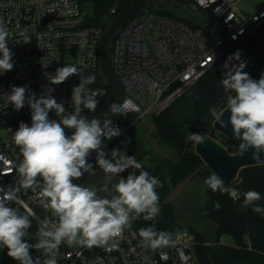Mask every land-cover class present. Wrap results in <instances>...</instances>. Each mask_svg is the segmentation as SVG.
<instances>
[{"label":"built area","instance_id":"obj_1","mask_svg":"<svg viewBox=\"0 0 264 264\" xmlns=\"http://www.w3.org/2000/svg\"><path fill=\"white\" fill-rule=\"evenodd\" d=\"M91 1L96 0H0V21L10 32L8 47L14 53L13 70L0 74V196L18 181L15 165L22 157L12 135L21 122L29 126L32 122L27 103L17 111L7 102L13 86L26 87V99L32 94L39 98L51 88L52 97L57 103L63 102L71 113L72 90L80 84V77L72 75L60 84H51L49 79L60 67L76 66L82 76H96L94 83L86 85V91L94 94L98 102L96 110L113 93L98 84L102 73L99 48L105 31L90 23L84 12V4ZM190 1L220 22L224 34L213 45H209L202 30L195 31L181 20L145 8L115 34L112 65L124 86L119 115H128L126 121L131 123L124 126L115 114L113 118H99L102 127L104 119H108L110 126L120 131L119 136L103 140L102 150L106 153L117 149L115 144L128 127L143 121L146 115L160 113L187 92L220 59L223 45H234L255 34L264 23V4L250 13L239 7L241 0ZM25 37L29 42H25ZM88 113L93 112L84 109L81 114ZM49 118L58 119L54 111L49 112ZM65 132L71 135L70 130ZM96 156L92 152L88 162L94 164ZM18 197L22 203L10 206L22 214H31L36 243L40 223L55 218L31 190H22ZM171 236L175 242L172 246L156 250L142 247L139 234L132 228L101 247L89 249L64 243L59 248L58 264H199L196 236L191 229L181 227ZM220 243L226 242L221 239Z\"/></svg>","mask_w":264,"mask_h":264},{"label":"clouds","instance_id":"obj_2","mask_svg":"<svg viewBox=\"0 0 264 264\" xmlns=\"http://www.w3.org/2000/svg\"><path fill=\"white\" fill-rule=\"evenodd\" d=\"M9 36L6 25L0 21V74L14 68V53L8 47ZM24 39L29 42L27 37ZM233 59L240 60L239 51L229 56L222 66L226 72L220 84L225 92L230 93L226 107L220 111L212 108L210 112L221 128L231 126L233 138L240 141L239 156L243 157L251 150L252 159L264 163L261 159L264 154V74L254 80L243 71L245 62L231 64ZM72 75L80 77V84L72 90L74 111L71 113L66 111L63 102L57 103L52 97L51 88L39 98L32 94L26 99V87L13 86L6 96L7 102L17 111L27 103L32 121L31 126L21 122L12 135L22 157L15 165L18 181L0 196V247L7 248V255L19 264H58L62 244H78L89 249L105 246L111 239L122 237L125 229L131 228L132 222L141 215L144 220H153L160 213L156 188L163 185L158 178L143 170L135 156H128L115 148L110 154L102 150L103 140L119 136V129L112 128L108 119H104L102 127L101 120L89 121L81 115L84 109L94 112L97 108L94 94L86 91V85L94 83L96 76L84 77L76 66H64L58 68L49 80L51 84H60ZM110 107L113 114H122L120 104L113 103ZM226 110L230 111L227 122L223 119ZM50 111H54L58 119H50ZM65 129L70 130L71 135H66ZM187 139L202 145L206 137L189 133ZM92 152L97 153L96 165L105 176L119 177L125 170H133L113 185L111 191L115 194L111 199L98 196L94 187L74 183L85 173L96 174L94 165L88 162ZM203 183L213 192L228 194L234 201L243 195L242 207L251 206L254 212L264 213V207L256 203L261 200V195L255 190L241 193L226 186L215 173ZM22 190H31L55 218L40 223L35 244L23 239L32 227L31 214H22L18 208L10 206L22 203L18 197ZM138 234L141 246L152 250L175 243L170 233L158 232L154 227L141 228ZM31 248L42 250L44 259H33Z\"/></svg>","mask_w":264,"mask_h":264},{"label":"trees","instance_id":"obj_3","mask_svg":"<svg viewBox=\"0 0 264 264\" xmlns=\"http://www.w3.org/2000/svg\"><path fill=\"white\" fill-rule=\"evenodd\" d=\"M172 1L179 2V0ZM183 1L194 6L190 0ZM131 3L132 0H96L94 1V16L89 21L92 24L101 26L106 31L112 19L118 13L127 9ZM112 9H115V12H112ZM196 10L201 13L198 8ZM151 11L181 20L193 29L190 23H187L186 20L176 14L168 12L167 8L160 4L155 5ZM206 15L218 24L220 23L209 11ZM206 34H209L208 37L206 36L209 45H213L220 38V35L218 36L215 33L206 32ZM114 39L115 36L110 44L111 52ZM222 51L223 54L216 63H219L218 67L214 68L212 65L183 94H187L186 98L178 99L170 109H168L170 105L166 108L168 110L165 113L153 117V123L156 125L155 132L159 137L157 138L160 143L159 147H154L155 150L146 149L144 153L138 155L134 146L121 143V137L115 147L128 156H135L136 160L143 165V170L158 178L163 185L156 188L159 195V215L153 220H144L143 215L134 220L131 228L137 233L141 228L154 227L158 232L164 231L172 235L176 229L185 225L196 236L195 253L199 264H264V213L254 212L251 206L242 207L243 195L239 200L234 201L228 194H222L219 191L213 192L210 188H207L203 182L213 172L208 167L202 170L205 163L196 154L195 148L186 149L189 145L187 139L189 133L209 134L225 146L228 145L229 140L213 128L215 118L210 112V109L215 108L219 103H221V107L218 111L224 109L227 96L230 94L225 92L220 84L226 72V69L222 66L229 56L239 51L240 60L233 59L231 64L245 62L246 66L243 71L248 73L254 80L260 79L261 75L264 74V23L260 26L257 34H250L234 45L225 44L222 46ZM98 84L107 86L110 92L113 90V87L107 83L102 73L98 77ZM231 94L234 95V93ZM187 101L190 103L189 108L183 109ZM185 110L189 112L186 117L183 115ZM123 125L126 126L127 124L123 122ZM194 144L192 142V145ZM93 165L94 168H98L96 162ZM132 171L131 168L125 170L119 178H126ZM138 171L137 175L139 174ZM198 171L203 173L200 186L203 200L198 201L195 211L193 214L187 215V221H185L175 204L173 202L168 203L167 200L180 183ZM229 187L236 188L241 193L248 190L259 192L261 200L256 203L264 207V165L242 169L238 178ZM217 204L220 205L219 208L216 207ZM200 218L206 220L212 226L213 235L200 230ZM181 221H185V223ZM28 233L34 240L32 227L28 229ZM226 236L233 239V245L220 243V240ZM23 239L32 244L26 237ZM7 251V248L0 247V264H19L18 261L7 255ZM41 254L40 250L30 249V255L33 259L39 257L43 260Z\"/></svg>","mask_w":264,"mask_h":264},{"label":"water","instance_id":"obj_4","mask_svg":"<svg viewBox=\"0 0 264 264\" xmlns=\"http://www.w3.org/2000/svg\"><path fill=\"white\" fill-rule=\"evenodd\" d=\"M157 4L158 3L156 0H132L131 5L124 11L118 13L109 23L101 39L99 53L101 72L105 76L107 83L113 87V93L95 112L81 114L89 121L104 117L113 118L115 115L120 121L124 122L127 120L128 115L126 114H111L110 106L113 103L118 104L121 101L124 96V86L113 70L110 44L118 29L126 21L131 19L141 8L152 9ZM201 13L205 14L204 11H201ZM229 117L230 111L226 110L223 116L225 122L229 120ZM143 121L150 126L149 132H152L156 129V125L150 121L149 116H144ZM213 128L229 141L235 142L239 145L240 141L234 139L232 136L230 125L227 128H221L218 123L216 124V120H214ZM204 136L206 137L205 143L202 145L195 144V152L213 173L217 174L223 179L225 185L228 187L232 185V183L238 178L242 169L257 165H264V163H257L252 159L251 150L241 157L237 154L238 151L231 152L227 146H225L213 136L209 134H204ZM153 142L155 147L156 141L154 140ZM261 159H264V154L261 155ZM95 172L96 174L94 176H90L88 173H85L81 178H79V180L93 181L97 179H103L107 184L108 191L105 195L100 197L111 199L112 195L115 194L114 191H111L112 187L114 184L118 183L119 177L105 176L103 170L99 167L95 168ZM202 176L203 173L201 171L193 173L175 188L167 202H172L174 198L182 195L184 199H186V204L189 205L190 200L188 197H185V191L198 189L201 186ZM25 237L32 244H35L32 237L29 235H26ZM41 258H44L43 254H41Z\"/></svg>","mask_w":264,"mask_h":264},{"label":"rangeland","instance_id":"obj_5","mask_svg":"<svg viewBox=\"0 0 264 264\" xmlns=\"http://www.w3.org/2000/svg\"><path fill=\"white\" fill-rule=\"evenodd\" d=\"M156 1H159V2H157L158 5L160 4L161 6L166 7L168 12L174 13L178 17L186 20L187 23H190L195 31L202 30L204 32L205 36H207V37H208L209 34H206V32L215 33L218 36L224 34L223 28L216 21H214L211 18L207 17L206 13L203 14V13L198 12L196 10L195 6L190 5L186 1L179 0L178 3H175L172 0L171 1L170 0H156ZM263 3H264V0H241L240 4H239V7L242 10L251 13V12H254L256 10V8L258 6H260L261 4H263ZM84 12L90 18L94 16L95 4H94L93 1L84 4ZM259 28H258V30H259ZM258 30L256 31L255 34L258 33ZM218 61H219V59L217 60V62ZM215 64L212 67H214V68L218 67L219 63L216 64V65ZM182 97L186 98L187 94L177 98L175 101H173V103L176 102L178 99H181ZM173 103L169 106L168 109L171 108ZM189 105H190V103L188 101L185 102L183 109H186V108L188 109ZM220 107H221V103H219L215 107V109L218 111L220 109ZM168 109H166L165 111H161L158 114H152L151 116H149L150 121L153 122V117L154 116L161 115L162 113H165ZM188 113L189 112H186V110H185L184 114L182 112V114L185 115V117L188 115ZM125 123L127 124L126 126H128L131 123V120L130 121H125ZM149 129H150V126L147 125L144 121H139L137 123H134V124H132L130 127H128L125 130V132L121 136V140L120 141H121V143L123 145L134 146L135 147V152L138 155H141L142 153H144L146 149L155 150L153 141L154 140L156 141V144H155L156 146L155 147H159L160 143H159V140H157V138H159V137L157 136V134L155 132L156 129L154 131H152V132H149ZM188 142H189V145H188V147L186 149H188V150H191L192 148L194 149L195 148V144L192 145L191 141H188ZM238 147H239V145L237 143H235V142H232V141H229V143L227 145V148H229L230 150H233V151H238ZM170 152L172 153V151H170ZM206 167H207V165L205 164V166L203 167L202 170H204ZM74 182L78 183V184H82V185H84L86 187H94V188H96L98 196H103L108 191L107 184H106V182L103 179H97V180H93V181L77 179ZM185 197L186 198L188 197V199L190 200L189 205L188 204H185V205L179 204V208H180V210L187 212L184 215H186V214L187 215H191L195 211V209H196V207L198 205V201L199 200H203L201 187H199L198 189H195V190L185 191ZM181 222L185 223V221H181ZM199 223H200L199 228H200L201 231L206 232V233L208 232V233H210V235H213L212 234L213 228L206 220L200 218V222ZM180 230H181V228L176 229L172 233V235H176ZM223 240L227 244H230V245L234 244V241H233V239L231 237L226 236V237H224Z\"/></svg>","mask_w":264,"mask_h":264},{"label":"flooded vegetation","instance_id":"obj_6","mask_svg":"<svg viewBox=\"0 0 264 264\" xmlns=\"http://www.w3.org/2000/svg\"><path fill=\"white\" fill-rule=\"evenodd\" d=\"M173 193V192H172ZM186 199H184V197L182 196V195H179V196H177L176 198H174L173 200H172V202L175 204V206H177V208H178V211H179V213H180V215H181V217H182V219H184L185 221H187V214L186 215H184L185 213H187L186 211H182V210H180V208H179V204H182V205H185L186 204V201H185Z\"/></svg>","mask_w":264,"mask_h":264},{"label":"crops","instance_id":"obj_7","mask_svg":"<svg viewBox=\"0 0 264 264\" xmlns=\"http://www.w3.org/2000/svg\"><path fill=\"white\" fill-rule=\"evenodd\" d=\"M263 4H264V3H263ZM263 4H261V5H263ZM261 5H260V6H261Z\"/></svg>","mask_w":264,"mask_h":264}]
</instances>
